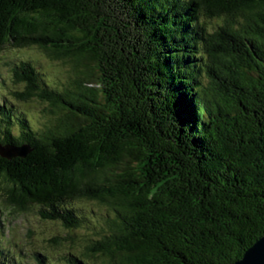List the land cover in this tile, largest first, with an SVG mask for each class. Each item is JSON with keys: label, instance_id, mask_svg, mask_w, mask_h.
I'll list each match as a JSON object with an SVG mask.
<instances>
[{"label": "trees", "instance_id": "1", "mask_svg": "<svg viewBox=\"0 0 264 264\" xmlns=\"http://www.w3.org/2000/svg\"><path fill=\"white\" fill-rule=\"evenodd\" d=\"M7 45L70 66L0 80V195L62 227L60 264H234L264 235V0H0Z\"/></svg>", "mask_w": 264, "mask_h": 264}, {"label": "rangeland", "instance_id": "2", "mask_svg": "<svg viewBox=\"0 0 264 264\" xmlns=\"http://www.w3.org/2000/svg\"><path fill=\"white\" fill-rule=\"evenodd\" d=\"M25 57L34 59L33 61H36L45 73L58 77L61 81L66 79L65 75L70 67L67 63L51 60L42 52L34 49L16 48L7 45L0 49V76L2 77L0 80H5L6 86H14L12 76H9V70L13 63ZM30 104L36 106H34L35 108L33 106L29 107L30 115L34 119L38 112L35 123L41 125L47 118L44 114L45 111H43L45 109L44 104ZM96 209L103 210V207L97 206ZM0 222L2 226L0 228V245L4 243L7 247L3 250L4 252H8L10 255L12 253L20 254L22 259L28 260L25 262L32 261L34 252H48L51 255L50 258L53 264H60V261L56 260V256L64 247L52 243L50 238L54 234L62 232L63 229L61 226L43 218L38 212L37 205H11L6 197L0 195ZM68 245L75 247V244L68 243ZM1 247L4 246L1 245ZM21 264L25 263L21 262Z\"/></svg>", "mask_w": 264, "mask_h": 264}, {"label": "water", "instance_id": "3", "mask_svg": "<svg viewBox=\"0 0 264 264\" xmlns=\"http://www.w3.org/2000/svg\"><path fill=\"white\" fill-rule=\"evenodd\" d=\"M25 151L26 148L21 150L23 153ZM0 155L5 158H10L15 155V152L10 148L0 147ZM234 264H264V235L247 248L242 257Z\"/></svg>", "mask_w": 264, "mask_h": 264}]
</instances>
